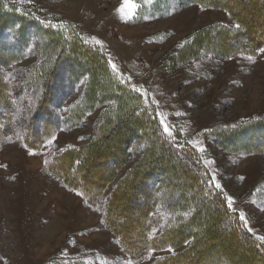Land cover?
I'll list each match as a JSON object with an SVG mask.
<instances>
[{
  "label": "rangeland",
  "instance_id": "rangeland-1",
  "mask_svg": "<svg viewBox=\"0 0 264 264\" xmlns=\"http://www.w3.org/2000/svg\"><path fill=\"white\" fill-rule=\"evenodd\" d=\"M252 2L0 0V92L12 103L0 118V264H264V45L252 47L248 37L260 38L264 20ZM20 12L51 28L24 32L9 24ZM90 45L107 67L82 50ZM80 61L97 92L105 73L138 92L123 114L133 111L144 128L124 126L125 119L113 133L110 124L107 154L92 144L121 106L87 91L90 75ZM55 73L57 110L78 118L32 148L27 122ZM143 169L160 190L150 193L157 200L152 242L127 240L145 249L131 254L115 230L141 233L136 182ZM193 214L196 227L187 219Z\"/></svg>",
  "mask_w": 264,
  "mask_h": 264
},
{
  "label": "trees",
  "instance_id": "trees-1",
  "mask_svg": "<svg viewBox=\"0 0 264 264\" xmlns=\"http://www.w3.org/2000/svg\"><path fill=\"white\" fill-rule=\"evenodd\" d=\"M217 1L218 0H203V2L207 6H215ZM251 4L252 5L259 4L258 10L259 11L261 10L260 14H262V15H260L261 17H259V18H260V20H264L263 19L264 18V16H263L264 15V0H255V2H252ZM1 9H3V5L0 3V18L3 19L4 15H6V14ZM230 9L231 8H227V10L229 12L231 11ZM239 11L241 12L242 10L241 9H236V12H239ZM236 12H235V15L238 18L240 13H236ZM25 13L24 12H20L18 15L16 14L15 16H10V18L8 19V20H10V22H8V23L10 24L12 22H16L15 24L19 25L20 28L22 29V31H24V32L30 31L31 30L30 28H33L36 31H38L39 29H40L39 31H42V27H46V26L51 28L50 24L46 25L43 21L36 20V19L32 18V16H29V15H27ZM23 23H26L27 27H25V25ZM47 27H46V29H47ZM52 30L58 34V32L54 28ZM6 34H8V35L13 34V35L17 36L16 32L13 31V30H7ZM250 36H248V37H249V39H251V43L253 44L252 47H255V48L259 47L260 48L262 45H264V33L258 34V37H260V38H258L256 40H254V38L252 36L251 37ZM17 37L18 38H22L23 36H17ZM67 39H68V41L71 40V38H69V37ZM1 42H3V41L1 40L0 43ZM18 46H20L19 43L15 42L11 46V48H13V49L16 48L17 49ZM87 46L88 45H85V47H87ZM85 47H83V49L82 48L81 49L84 52H87V54L88 53L89 54H92V53L95 54L96 53L99 56L97 58H94L95 64L98 67L101 66L103 68V64H104L105 67H107L106 64L104 63V60L106 61V57L102 53H100L94 46L90 45V47H88L89 49H87ZM66 51L69 52V50H66ZM66 59H71V58L67 57ZM74 59H77V57L74 58ZM56 62H58V60ZM80 64H81V66H80ZM78 66H80V68H82V70L84 69L85 72L89 73V75H90L89 76L90 79H89L88 86H87V91L91 92L92 94H94V92L96 93L97 91H96V88L94 86V79H95V77L93 75L94 73H92V71H90V70H87L85 68V66L83 67L81 61H80V63H77V67ZM105 74H103V76H104V78L107 79V81L105 79L102 80V82L98 81L101 87H100V89L98 90V92L96 94L98 95L99 98H101V101H114L115 104L118 103V104H116L117 106H121V107L117 108L119 111L115 112L112 116L107 117L106 120H104V123L102 125V127H103L102 128V132L103 133L97 138V141H95V143L93 142V144H92L93 147L95 148V151L97 150L100 153L106 152V154H107V152L110 150L111 143L110 144L109 143L106 144V143L113 136V135L109 136L108 134H106V131H107L108 126L110 124H112V127L110 128L111 130L114 127L113 128V133H117L116 131L118 130V128L121 125V123L122 124L124 123L125 119H126V121H125L124 126H126V122H127L128 124L131 123L133 125H136L134 127V129L137 128V127L142 129L144 127H140V122L138 120L139 118L135 117V114H134L133 111H130V113H127L126 115L123 114L124 111H126L125 109L127 107H129L128 104H130V102L132 103L133 99L134 100H133L132 104L134 105V102L137 99L136 95L138 94V92L133 90L132 88H130L127 85L126 82H122L120 80L115 82L114 79H113L114 81H112V80H110L109 76H107ZM91 76H92V78H91ZM49 79H50L49 80V84H53L54 86L52 87L50 92L49 91L46 92V90H47L46 89L45 92L42 93V95L40 97V100L34 106L33 113L31 114V116H30V118H29V120L27 122L26 139L28 140L29 146L32 147V148H35L38 143L44 142L48 137H50L53 134L57 133L58 131H60L66 125H69L70 122L72 121V119L78 118V116H76V115H74L72 113H70L68 116L64 117L57 110L58 109V107H57L58 103L57 102H59V94L57 93V89L62 84H61V82L58 81L59 79L56 77V73H55V75H51L49 77ZM98 79H100V78H98ZM95 81H97V80H95ZM8 97H11V95H9V96L8 95H3L0 92V118L1 119L4 118V113L7 112L8 109L12 106V103L10 102V99H8ZM120 103H121V105H120ZM110 110L111 109L109 107L108 109H106V112H108ZM6 120H8V117L5 118V121ZM105 127H106V129H105ZM147 128L149 130L153 131V128H151L150 126H147L146 130H147ZM123 129H124V127L122 125V130ZM120 132H122V131H120ZM149 133L152 134L151 132H149ZM114 135H116V134H114ZM111 140H112V138H111ZM97 142H99V143L96 144ZM112 146H114V144ZM112 149H113V152H115V147H112ZM175 150L176 149L174 148L172 150V152L174 154H176L177 156H179L182 160H184L186 165H188L189 167H192V168L194 167L195 169H197L196 165H194L186 157H183V153L179 152V150L176 152ZM151 169H153V168H151ZM145 170H148V169H143V170H141V172H144ZM149 172H151L150 169L148 170L147 173H144L145 175H143L141 178H138L139 180L136 182V184H137L136 189H137V193L139 195L138 196V201H139V204L142 205V207L139 206L137 209H139L141 211V213H143L142 214L143 219H142V221L139 222V225H138V226L141 227V229H140L141 233L140 234L138 233L136 235L133 234V235H129L128 236V232L127 231H129V229H127L126 231L117 230V229L115 230V233L120 237V239L123 242L124 246H128V247L134 248V249H130L129 250V252L131 254H140V253H142V251L145 250L144 247L142 248L139 245L138 246L132 245V244L135 243V241L137 239L136 237L139 238L140 235H142L141 236L142 239L146 240L147 244H150L152 242L151 240H150L151 242L148 241V239H150L151 231H152V229L154 227V221H153L151 212L155 208L157 200L154 199L153 202L151 203L150 196L152 194H150V193L151 192L153 193V191L156 192V193H159L160 189H158V187H156L157 186V179L153 176V174L149 175ZM191 177H192V175H191ZM196 182H197V180H196ZM84 186L87 187L86 184L82 181V182H80L78 188L79 189H85ZM101 187H102V185H101ZM99 190H101V189H99ZM85 194L87 196L90 195L87 192ZM98 195H99V192L95 195V197H91L90 198L93 203L96 201ZM192 206H194L193 207L194 209H196L197 207L199 208L198 204L194 205V203H193ZM197 211H198V209H197ZM195 214H196V212H195ZM195 214H193L192 217H191V215H192L191 214V215H189L190 218L189 217L187 218L189 220V225L192 226V227L195 226L194 221H192V219L195 217L194 216ZM112 218L115 219V216H114L113 211L110 209V211L106 212V214H105L106 222H108L110 225H112V223H111V221H113ZM228 225H230V224H228ZM207 226L208 225H205L204 229H206ZM176 227L178 228V226L170 227L168 229L169 233L170 232L172 233L173 229H175V231H177ZM182 227H184V226H181L179 229H181ZM208 227H210V226H208ZM131 238H133L135 240L132 241ZM127 240H130V242H133V243L130 244V245H127ZM141 242H142V240H141ZM167 244L170 245L169 242H167ZM137 247H140L142 249H139ZM135 248H137V249H135ZM178 256H181V255H178ZM199 259L202 260V258H199ZM229 260H230L231 264H235L234 263L235 261L233 259H229ZM159 264H168V263L160 262Z\"/></svg>",
  "mask_w": 264,
  "mask_h": 264
},
{
  "label": "snow or ice",
  "instance_id": "snow-or-ice-1",
  "mask_svg": "<svg viewBox=\"0 0 264 264\" xmlns=\"http://www.w3.org/2000/svg\"><path fill=\"white\" fill-rule=\"evenodd\" d=\"M236 27H239V25H237ZM96 43L99 44L100 42L97 40ZM260 51H261L262 53H264V49H260ZM248 59H252V57H248ZM112 68H113V71H116V70H117V69H116V65H115L114 63L112 64ZM161 124L163 125V130H164V132H165L169 137H172V136H173V133L170 131L169 126H168L164 121H161ZM49 143H52V141L50 140ZM200 151L203 152L204 149L201 148ZM29 154H33V153H29ZM211 179H212V181H215V176L213 175ZM211 186H214V187H215L216 189H218V190H222V186H221L219 183H214V184L210 185V187H211ZM78 195H79V193H78ZM225 199H226V201H227V208H228L229 210L235 211V209L233 208V203H234V201H233L232 197H231V196H226ZM240 219H241V220H245V224H247L246 218H245V216L243 215V213L240 214ZM154 231H155V230H154ZM248 231L251 232L252 229L249 228ZM259 239H261L262 241H264V237H259Z\"/></svg>",
  "mask_w": 264,
  "mask_h": 264
}]
</instances>
